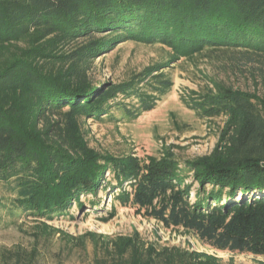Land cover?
<instances>
[{
    "label": "trees",
    "instance_id": "16d2710c",
    "mask_svg": "<svg viewBox=\"0 0 264 264\" xmlns=\"http://www.w3.org/2000/svg\"><path fill=\"white\" fill-rule=\"evenodd\" d=\"M125 41L168 46L171 59L218 49L264 58V0H0V225L3 213L52 219L109 188L209 249L264 258V97L221 81L192 91L185 103L198 115L225 117L207 155L96 150L83 119L114 108L135 118L173 86L163 62L95 82V59Z\"/></svg>",
    "mask_w": 264,
    "mask_h": 264
},
{
    "label": "rangeland",
    "instance_id": "374dc122",
    "mask_svg": "<svg viewBox=\"0 0 264 264\" xmlns=\"http://www.w3.org/2000/svg\"><path fill=\"white\" fill-rule=\"evenodd\" d=\"M172 54L168 46L125 41L95 59L90 71L95 82H122L163 62L162 70L173 80V86L154 109L135 118L114 108L100 120L83 119L90 146L115 156L139 158L160 156L170 148L181 160L193 159L213 151L225 117L198 115L185 103L192 91L221 81L264 97V58L237 49L179 59H171ZM124 100L129 104V99ZM107 176L111 178V174ZM109 190L82 195V207L73 202L52 219L3 213L0 264H130L136 259L142 264H264L263 257L218 252L194 235L165 229L135 207L115 200Z\"/></svg>",
    "mask_w": 264,
    "mask_h": 264
}]
</instances>
